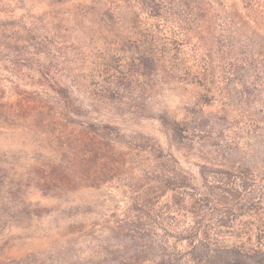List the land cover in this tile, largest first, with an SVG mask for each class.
Listing matches in <instances>:
<instances>
[{
    "label": "rangeland",
    "instance_id": "rangeland-1",
    "mask_svg": "<svg viewBox=\"0 0 264 264\" xmlns=\"http://www.w3.org/2000/svg\"><path fill=\"white\" fill-rule=\"evenodd\" d=\"M229 5L167 10L140 77L122 0H0V264H180L192 227L264 253V16Z\"/></svg>",
    "mask_w": 264,
    "mask_h": 264
},
{
    "label": "trees",
    "instance_id": "trees-1",
    "mask_svg": "<svg viewBox=\"0 0 264 264\" xmlns=\"http://www.w3.org/2000/svg\"><path fill=\"white\" fill-rule=\"evenodd\" d=\"M122 1L134 8L131 25L137 38L134 42L138 47L143 48L145 54V57L141 58V61L138 63V66H141L139 76L147 77L150 75L151 77L155 69V63L163 61L162 48L159 49V43L161 42V38L164 37L159 35V27L162 22L165 21L167 10L179 9L180 0ZM193 2L195 8L200 11V13H203L204 8L212 2L213 20L218 16L219 7L227 3H230L227 8L231 10V14L228 15L231 21L235 19L244 20L250 22L253 26H258L264 16V0H193ZM161 47H163V44ZM53 91L68 104L69 98L66 90L54 88ZM64 171H62V173H64ZM227 184H230L229 189L219 188L220 194L223 196V201H221L223 206L218 210L219 215H217L220 221L223 218L229 219L231 214H235L238 210L235 201L241 200L242 198L240 197L247 193L246 185L242 184V182L238 184L227 182ZM166 192H170V202L174 206H177L179 211V207L185 200L184 196L170 189L164 191L162 196L166 194ZM191 200L192 203L188 212L194 214V206L199 205V202L202 201L195 198ZM138 201L141 200L138 198L133 199L135 204H138ZM209 206L211 205L207 203L203 204V202L199 205L200 208L203 207L206 211ZM210 210H212L211 212L213 215V207H210ZM191 217L194 220L196 219L194 215ZM217 223H219V221ZM217 234L207 229L202 230L199 227H192L190 229H183L179 233H176L175 236L172 235L175 244H185L184 248L181 249L177 245L175 246L176 253L179 257L177 258L175 256L176 261L180 264H264V253L260 249L251 247L246 248L243 245L221 244L217 239ZM171 261L172 260H167L165 262L161 261L160 264L171 263Z\"/></svg>",
    "mask_w": 264,
    "mask_h": 264
}]
</instances>
